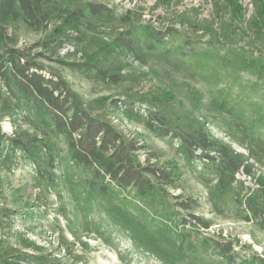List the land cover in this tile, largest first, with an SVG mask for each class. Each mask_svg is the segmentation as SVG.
Here are the masks:
<instances>
[{"label":"rangeland","instance_id":"1","mask_svg":"<svg viewBox=\"0 0 264 264\" xmlns=\"http://www.w3.org/2000/svg\"><path fill=\"white\" fill-rule=\"evenodd\" d=\"M88 2L108 12L78 29L58 22L43 33L21 29L18 45L49 42L48 57L37 63L62 78L91 116L145 145L142 161L176 166L178 189L153 202L109 183L101 193L90 186L93 174L69 160L62 138H45L55 149L42 143L36 162L4 141L0 209L12 212L0 218V243L16 247L26 239L56 259L51 264H264V16L256 13L255 0H236L240 12L224 0L76 4ZM145 28L168 35L152 42ZM127 30L140 40L133 52L112 42L127 41ZM92 58L96 68L84 75L59 62ZM113 76L117 82L107 78ZM120 105L139 109L154 124L162 119L170 135L156 136ZM19 111L0 84L1 135L33 133ZM202 131L242 156L246 168L230 182L224 178V186L218 183L220 161L203 158H217L214 151L196 148L194 161L183 155L180 139ZM182 200L192 204L189 210L177 206Z\"/></svg>","mask_w":264,"mask_h":264},{"label":"trees","instance_id":"2","mask_svg":"<svg viewBox=\"0 0 264 264\" xmlns=\"http://www.w3.org/2000/svg\"><path fill=\"white\" fill-rule=\"evenodd\" d=\"M78 1L0 0V84L9 99L17 104L19 112L23 114V122L33 130L32 134L24 130L17 135L14 132L12 136L0 133V143L5 141L25 159L36 162L40 156L38 153L44 149L42 143L49 147L48 151L55 149V142L44 143V139H50L52 134L55 138L64 140L69 160L74 165L88 169L93 174L90 186L98 187L101 193H106L109 183L120 191L133 189L134 194L143 202L172 197L170 191L178 189L176 166H156L150 163L149 158L142 161L141 153L145 150V145L125 139L107 121L91 116L62 78L46 72L45 68L37 63L38 59L48 57L44 53L45 50L51 49L49 42L40 40L27 47L18 45L21 29L43 33L53 22H58L64 28L78 29L89 17L108 12L103 4L88 2L78 6ZM224 1L234 10L241 11L236 0ZM255 7L256 13L264 16V6L260 5L258 0H255ZM126 18V15L122 17L123 25L129 23ZM144 30L143 34L147 39L156 43L163 42L168 35L162 31H148L147 28ZM122 34L129 38L127 41L114 39L112 42L117 48L133 52L139 47V37L133 38L128 30ZM93 60L94 58L83 63L59 62L71 71L84 75L96 68ZM107 78L117 82V77ZM120 109L129 117L142 120L156 136L170 135V132L163 128L162 119L157 118L161 123L157 125L144 118L139 109L127 106L122 109L121 105ZM180 147L188 161H194L197 157L196 148L214 151L217 158L207 154H204L203 158L207 161H220L216 170L219 173L218 183L222 186L233 180L234 173L243 166L241 155L234 153L229 145L210 137L205 131L195 136L182 137ZM50 164L53 167V164ZM226 177L229 182L224 181ZM98 180L102 182L97 186ZM174 198L178 199V196ZM177 206L189 210L192 204L182 200L177 201ZM11 212L8 209H0V218H8ZM200 224L208 226L205 222ZM17 242L16 247H4V243H0V264H51L56 260L44 255L42 247L26 239ZM62 246L61 250L68 251L65 245ZM221 250L225 254L223 246Z\"/></svg>","mask_w":264,"mask_h":264},{"label":"built area","instance_id":"3","mask_svg":"<svg viewBox=\"0 0 264 264\" xmlns=\"http://www.w3.org/2000/svg\"><path fill=\"white\" fill-rule=\"evenodd\" d=\"M63 53H65V51Z\"/></svg>","mask_w":264,"mask_h":264}]
</instances>
